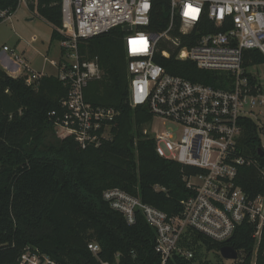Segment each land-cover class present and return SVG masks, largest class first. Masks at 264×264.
Returning a JSON list of instances; mask_svg holds the SVG:
<instances>
[{
    "label": "trees",
    "instance_id": "1",
    "mask_svg": "<svg viewBox=\"0 0 264 264\" xmlns=\"http://www.w3.org/2000/svg\"><path fill=\"white\" fill-rule=\"evenodd\" d=\"M149 30L162 32L168 26V0H153ZM31 4V3H30ZM17 0H0V9L15 11ZM34 10L33 5H30ZM36 13L52 26L51 41H60L57 28L62 25L61 0H38ZM2 18H0V22ZM204 29L197 26L188 34L179 32L178 23L169 33L183 45H190ZM121 27L79 42L84 57L97 56L103 71L101 79L89 82L85 100L116 115L109 140L98 146L81 148L68 135L55 133L49 113L60 111V102L69 86L55 75H43L32 84L24 77H12L0 67V264H17L25 247L38 249L61 264H100L87 248L88 242L100 246L99 257L114 261L119 253L125 264H159L154 250L155 231L141 213L133 224L103 200V191L120 188L137 196L168 215L182 212V200L192 194L183 177L196 169L160 157L155 142L146 133L151 114L146 106L132 107L128 101L129 74ZM166 50L169 57L162 52ZM173 50L160 42L153 60L171 74L192 81L221 87L229 75L198 69L191 61L174 58ZM264 64L256 50L244 52V67ZM249 79L256 77L249 74ZM242 132L237 146L249 161L240 165L235 185L255 198L264 192V154H258L257 125L241 118ZM256 223L245 220L223 242L188 231L186 245L206 250L232 246L239 259L233 264H264V228L257 242ZM193 248V247H192ZM201 248V249H202ZM173 255L167 264H193Z\"/></svg>",
    "mask_w": 264,
    "mask_h": 264
},
{
    "label": "built area",
    "instance_id": "2",
    "mask_svg": "<svg viewBox=\"0 0 264 264\" xmlns=\"http://www.w3.org/2000/svg\"><path fill=\"white\" fill-rule=\"evenodd\" d=\"M17 1V8L21 4L28 8L27 2H31L36 11L38 0ZM152 1L61 0L62 25L57 28L62 35L60 57L54 60L44 56L43 60L54 66L55 76L69 86L60 111L49 113L56 135H71L84 149L98 146L111 139L118 112L85 100L84 89L89 82L101 79L103 71L97 56L88 58L79 52V42L129 25L123 37L130 77L128 101L132 107L146 106L151 114L149 131L145 132L153 137L156 153L197 172L183 177L192 194L182 200L179 215L170 216L120 188L106 189L102 197L128 224L136 221L137 213L143 215L155 231L154 250L160 257L159 264H167L173 255L193 258V251L181 246L189 230L223 242L237 225L248 220L256 223L253 237L260 240L264 192L251 199L235 185L234 178L238 167L249 162L237 146L241 118L256 123L258 149L264 152V84L243 65L246 50L264 56V0H168V26L159 33L148 28ZM16 10L0 9V18L11 20ZM176 23L182 34L197 26L205 32L190 45L182 46L178 38L169 35ZM36 40L35 36L30 38V42ZM160 42L175 52L176 60L191 61L201 70L227 73L225 86L221 87V81L213 86L167 72L153 60ZM2 51L27 84L43 76L14 48L3 45ZM162 54L170 56L166 50ZM249 74L256 80H250ZM154 119L173 125L152 134ZM262 175L264 178V170ZM87 248L100 264H123L119 253L114 261L102 260L96 242H88ZM17 264L61 263L38 249L25 247ZM125 264L138 263L133 260Z\"/></svg>",
    "mask_w": 264,
    "mask_h": 264
},
{
    "label": "rangeland",
    "instance_id": "3",
    "mask_svg": "<svg viewBox=\"0 0 264 264\" xmlns=\"http://www.w3.org/2000/svg\"><path fill=\"white\" fill-rule=\"evenodd\" d=\"M30 3L31 2H27L28 8L25 7L24 4L19 5L16 12L12 15L11 20L3 19L0 22V55L4 53L2 51V46L7 45L14 48L25 57L27 54L31 56L33 64H41L42 58L39 54L35 53L34 49L40 51L41 54H45L48 58L56 59L59 54V43L56 40L51 41L52 27L38 16L35 10H31L30 5L32 3ZM32 36H35L37 40L30 42ZM27 42L29 43L28 46H26ZM18 43L23 44L26 49V55L15 48ZM5 59L11 62L7 54H5ZM247 71L257 75L264 84V64L250 66L247 68ZM52 75H56V72L53 71ZM261 116L264 118V115ZM172 125L171 122L163 123L158 119H154L150 127V132L152 134H157ZM146 131H149V123L146 124ZM186 241H189L188 237L184 238L181 246L185 249H190L195 253V256H198V258L193 261V264H233L239 259V255L236 260L225 259L218 250L209 251L199 246H196V249H194V246H192V248L186 245ZM251 264H254V259H252Z\"/></svg>",
    "mask_w": 264,
    "mask_h": 264
},
{
    "label": "crops",
    "instance_id": "4",
    "mask_svg": "<svg viewBox=\"0 0 264 264\" xmlns=\"http://www.w3.org/2000/svg\"><path fill=\"white\" fill-rule=\"evenodd\" d=\"M47 22V21H46ZM48 23V22H47ZM49 24V23H48ZM50 26H51V24H49ZM52 27V26H51ZM58 43H59V41H58ZM28 42L26 43V46H28ZM31 44V43H30ZM30 47H31V45H30ZM15 48L17 49V50H20V52H22L23 54H25L26 55V49H25V47L23 46V44L22 43H18V44H16V46H15ZM32 49H34V48H32ZM34 51H35V53H37V54H39L40 56H41V58H42V61H41V64H33L32 63V57L31 56H29L28 54H27V56L25 57L27 60H28V62H29V64H30V66H31V68L33 69V70H35L36 72H39V73H41V74H43V75H52L53 74V71L54 72H56V68L54 67V66H52V65H50L48 62H44V60H43V57L44 56H46L45 54H41L40 53V51H38V50H36V49H34ZM59 54H58V56H57V58L56 59H58L59 57H60V49H59V52H58ZM47 57V56H46ZM0 59H1V61H0V67L7 73V74H9L10 76H12V77H18V76H20L21 74L18 72V69L14 66V64L12 63V62H8L6 59H5V53H2L1 55H0ZM49 59H54V58H49ZM56 59H54V60H56Z\"/></svg>",
    "mask_w": 264,
    "mask_h": 264
},
{
    "label": "water",
    "instance_id": "5",
    "mask_svg": "<svg viewBox=\"0 0 264 264\" xmlns=\"http://www.w3.org/2000/svg\"><path fill=\"white\" fill-rule=\"evenodd\" d=\"M127 29H129L128 24L123 26V30H127ZM258 154L263 155L264 152L261 149H258ZM219 252H220L221 256L225 259L236 260L238 258L237 251L230 245H223L219 249Z\"/></svg>",
    "mask_w": 264,
    "mask_h": 264
}]
</instances>
